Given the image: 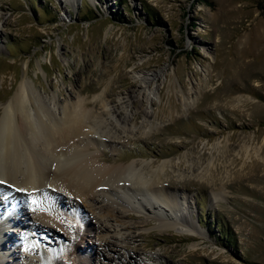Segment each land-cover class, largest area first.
I'll return each mask as SVG.
<instances>
[{"label":"rangeland","instance_id":"374dc122","mask_svg":"<svg viewBox=\"0 0 264 264\" xmlns=\"http://www.w3.org/2000/svg\"><path fill=\"white\" fill-rule=\"evenodd\" d=\"M0 15V111L24 69L62 104L104 93L114 105L134 94L128 109L144 128L100 148L113 161L159 170L179 204L188 198L199 230L162 227L134 198L122 219L129 229L111 220L119 235H97L96 213L53 201L64 230L39 240L68 247L56 264H264V0H0ZM140 74L157 75L150 89ZM144 108L153 112L148 123ZM156 210L173 215L166 204ZM5 230L13 247L0 262L10 263L13 249L28 257L25 241L41 244L32 232ZM17 257L10 264H26Z\"/></svg>","mask_w":264,"mask_h":264},{"label":"bare ground","instance_id":"6f19581e","mask_svg":"<svg viewBox=\"0 0 264 264\" xmlns=\"http://www.w3.org/2000/svg\"><path fill=\"white\" fill-rule=\"evenodd\" d=\"M3 22L6 23V19ZM156 77V74L138 76L145 89H150ZM70 97H65V104H62L57 95L47 97L39 93L24 69L15 92L1 108L0 193L4 195V191L10 190V195L0 196V211L4 215L0 219V256L3 255L2 249L8 251L13 247L9 242L12 236L4 228L14 225L19 236L28 238L30 236L24 235V232H32L41 244L25 241V251L30 255L23 257L20 250L13 249L5 254L11 259L14 257L10 263L21 256L26 264H56V254L64 255L68 247L59 241L47 248L39 240L44 241V236L49 234L56 236L59 228L64 230L55 201L63 202L74 212L75 209L82 211L80 207L84 206L90 214L96 213L98 224L94 230L97 235L110 230L119 235L118 227L109 224L111 220L129 229L130 225L122 219L130 207L129 200L134 198L140 210L149 211L142 201L145 199L148 202L153 209L152 214H158L156 218L160 226L175 227L178 223L182 225L178 227L180 233L193 236L198 233L189 217L188 198L185 197V201L179 204L177 194L171 191L172 183L162 179L159 170L149 171L144 166L137 169V163L116 162L123 160L120 157V160L113 161L109 153L100 148L103 145L120 146L144 128L143 124L136 128L138 114L128 109L136 96L126 93L125 97H118L114 105L109 104L104 93L94 95L91 100L80 97V94L76 100ZM97 103L102 104L100 109H95ZM142 115L143 123H148L153 112L144 108ZM142 132L144 134L145 131ZM225 190L213 191V198L219 199ZM47 194L52 196V201L47 199ZM62 195L68 199L67 203L62 200ZM33 199L37 200L39 207L33 205ZM161 204L171 207L173 215L159 216L156 209ZM147 217L151 218L150 215ZM141 222L146 225L149 221L147 218ZM22 228L24 230L21 231ZM132 237L128 235V238ZM128 258L132 259L130 255ZM68 260L75 264L74 258L69 257ZM10 263L7 258L0 262Z\"/></svg>","mask_w":264,"mask_h":264},{"label":"snow or ice","instance_id":"6c2138e0","mask_svg":"<svg viewBox=\"0 0 264 264\" xmlns=\"http://www.w3.org/2000/svg\"><path fill=\"white\" fill-rule=\"evenodd\" d=\"M32 203H33V205H35L36 207H39V204H38L37 200L33 199ZM36 207L33 208L34 211L36 210Z\"/></svg>","mask_w":264,"mask_h":264}]
</instances>
